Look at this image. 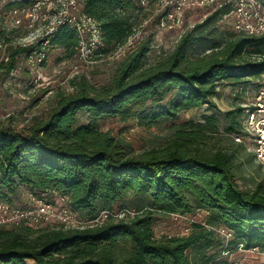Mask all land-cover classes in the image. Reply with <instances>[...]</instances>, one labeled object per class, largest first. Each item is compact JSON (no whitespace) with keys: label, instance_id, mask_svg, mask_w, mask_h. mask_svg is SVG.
<instances>
[{"label":"trees","instance_id":"16d2710c","mask_svg":"<svg viewBox=\"0 0 264 264\" xmlns=\"http://www.w3.org/2000/svg\"><path fill=\"white\" fill-rule=\"evenodd\" d=\"M29 1L12 0L9 6ZM134 2L80 0L82 11L99 22L107 48L132 35ZM231 9V3L221 6L151 64L149 47L142 43L108 84L97 87L85 77L72 79L71 92L58 93L45 118L21 130L0 120V201L12 205L11 198L26 186L33 199L51 202L44 195L48 192L66 199L89 222L38 229L0 225V264H218L220 251L234 250L239 243L264 252V180L251 190L236 183L242 162L236 160L246 147L232 137L241 133L235 111L223 114L226 134L218 128L219 116L203 114L200 121L169 126L171 136L162 148L138 154L99 127L101 118L116 116L134 119L144 129L158 127L181 111L215 108L222 83L244 85L260 78L264 34L236 33L223 42L203 33L204 26ZM45 40L68 54L78 43L66 22ZM22 50L11 52V61ZM198 50L204 54L194 57ZM118 202L123 210L114 215ZM199 210L207 213L205 221L193 222L188 234L154 236L157 214ZM219 228L231 237L225 240Z\"/></svg>","mask_w":264,"mask_h":264},{"label":"rangeland","instance_id":"374dc122","mask_svg":"<svg viewBox=\"0 0 264 264\" xmlns=\"http://www.w3.org/2000/svg\"><path fill=\"white\" fill-rule=\"evenodd\" d=\"M11 1L0 0V120L17 130L30 125L35 119L45 118L55 104L56 95L60 92H71L72 79L85 77L97 87L108 84L124 58L142 43L149 47L146 58L151 64L170 53L186 32L226 3H231L232 8L241 3L243 10L247 11L253 9L256 1L264 9V0H135L132 18L136 24L132 35L117 47L107 48L104 45L92 61L86 62L76 52L68 54L62 47L42 41L47 33L56 29L58 12L63 8L71 9L70 0H50L40 4L30 0L27 4L10 7ZM230 12L231 10L226 13V17L224 14L217 16L202 28L206 37L225 42L238 32L233 25L235 16ZM17 49L24 50L11 61L10 54ZM40 52L44 54V58L38 61ZM203 54L198 50L194 57ZM259 81L260 78L244 85L222 83L218 86V97L214 99L215 108L207 110V106L203 105L181 111L176 119L158 127L144 129L134 119L123 121L117 116L101 118L99 127L130 144L135 154L152 148H162L171 136L169 126L189 120L200 121L203 114L214 113L219 116L218 128L226 134L227 122L223 114L235 111L232 116L242 124L244 110L239 112L238 108H244L261 83ZM84 121L85 116H81L80 122ZM250 153L246 149L241 152V158L236 160L237 163L242 160L235 179L243 190H251L256 182L264 180V169L255 162ZM32 195L28 187H20L18 196L11 198V206L21 209L35 208ZM44 195L51 200L55 212L61 208L68 210L73 223L66 227L89 223L80 212L72 210L66 199L51 192ZM122 210V203L118 202L113 207V214L117 215ZM206 215L202 210L184 215L157 214L153 220L154 236L159 239L162 236L186 235L191 224L203 223ZM56 225H60L57 218L50 217L48 221L39 218L29 226L38 229ZM3 226L10 228L12 224ZM220 252L217 257L218 264H264V255L259 252L238 249ZM27 263L34 264L31 260Z\"/></svg>","mask_w":264,"mask_h":264},{"label":"built area","instance_id":"2783aa9c","mask_svg":"<svg viewBox=\"0 0 264 264\" xmlns=\"http://www.w3.org/2000/svg\"><path fill=\"white\" fill-rule=\"evenodd\" d=\"M49 1L35 0L34 2L40 4ZM254 3L252 10L244 11L241 3L235 4L231 9L230 14L235 16L233 25L237 33L247 36L264 34V9H261L260 2L254 1ZM70 5L71 9L63 8L58 12V24L66 22L75 30L78 37L76 54L86 62L92 61V58L104 47L100 24L82 11L80 0H70ZM224 15L226 17V14ZM43 58L44 54L40 52L38 61ZM259 82L261 83L257 86L254 95L245 103L241 133L233 134L232 137L236 142L246 144L245 147L247 146L246 149L253 154L255 162L264 169V73L260 76ZM34 205L33 209H21L13 208L10 204L0 201V225H32L39 218L48 221L50 217H56L57 222L65 227L73 223V218L66 208L55 212L53 204L44 199H34ZM217 231L225 240L231 237V233L224 228H219ZM236 249L259 252L264 255V252L257 247L245 248L242 243H239Z\"/></svg>","mask_w":264,"mask_h":264}]
</instances>
